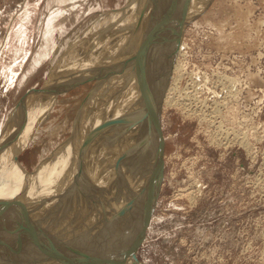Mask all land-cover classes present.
<instances>
[{"label": "rangeland", "instance_id": "obj_1", "mask_svg": "<svg viewBox=\"0 0 264 264\" xmlns=\"http://www.w3.org/2000/svg\"><path fill=\"white\" fill-rule=\"evenodd\" d=\"M128 1L0 0V131L29 91L36 92L43 88L45 83L52 79L47 77L48 74L57 73L55 77L59 78L62 68L61 64L59 65L60 59L63 55V62L69 58L68 52L65 53L67 46L74 43L79 35L89 31L92 20L107 10L124 8ZM136 3L137 0H133V5ZM173 23L168 22L170 26L166 24V29L162 30L166 37L170 35L168 28L174 26ZM181 40L183 43L177 60L183 66V73L177 80L179 91L176 93L168 89L178 73L177 70L173 72L170 67L175 56L171 58L172 53L167 54L171 63L166 72H170H167L168 80L165 78L167 85L162 89L160 111L166 142L163 179L152 219L144 239L138 246V261L146 264H264V0H212L198 16L186 23ZM162 41L164 45L167 42L165 38ZM99 81L98 76H92L58 90L53 111L38 126L33 141L19 154L18 163L28 173H33V168L41 156L56 152L57 160H61V154L64 152L60 153L59 150L66 147L70 136L77 138L75 129L79 130L83 114L91 113L90 105L94 101L89 102L90 91ZM168 91L174 96L181 94L179 97L183 103L188 100L187 103L191 105L186 107H192L191 111H187L183 105L181 107L166 104L164 95ZM112 92L113 89L111 95ZM185 93L192 94L189 96L190 100ZM110 94L109 97L112 98ZM80 100L84 101L81 103ZM81 104L85 106L82 107ZM30 106H36L32 109L35 111L33 114L32 111L26 110ZM39 106L40 103L29 99L20 114L16 115L17 124H24L27 113L31 117H28V120L40 114ZM79 106L81 108H78ZM40 116L41 114L39 118ZM106 122L108 123L107 120ZM128 123L132 122L128 120ZM89 135L85 136L87 139L84 138L83 142L91 138V134ZM107 136L105 135L103 142L112 141V137ZM99 141L100 139L96 141V146L102 147L104 144L102 140ZM70 144V155L77 152L76 158L79 156L84 160L81 155L84 152L81 150L85 145L82 141L78 139ZM88 147L83 148L85 154H90ZM80 175L83 178V173ZM82 181L78 183L81 187ZM114 182L110 183L111 190H114ZM6 195V192L2 193L0 202L9 201ZM91 196L94 195L91 193L88 198L83 194L78 204H74V208L78 206L82 210H64V213H61L63 220L58 221L59 224L51 225L50 221L46 223V220H38L37 223L34 218L30 220L28 209L22 216L26 218L15 223V227L8 229L5 225H2V228L0 226V246L3 242L1 247L4 249L0 247V253L4 251L0 254V264H13L14 261V264H44L55 259L64 264H127L128 245L119 247L120 250L117 247L118 251L111 248V245L109 248L108 243L98 241V235L96 231H92V226L88 228V231H91L87 235L83 234L82 230L80 232L79 229L88 220L87 217H92L90 214L95 213L97 216L102 210L105 217L109 210V207H105L106 197L97 195L100 200L104 198L105 201L98 204L102 207L94 208L99 199L92 202L94 197ZM83 209H86V215L81 214V218L78 216V210ZM87 213H90L89 216ZM68 214L73 216L70 218ZM77 216L81 218L82 223L77 221ZM113 216L116 217V213L113 212ZM62 221L65 224L68 221L72 223L71 229ZM20 222L23 224H19ZM47 224L53 229L58 225L60 229L57 226L54 229L56 232L53 233V229H49ZM32 227L36 228L37 231L33 229L36 233L32 231ZM134 227L139 228L140 224L137 223ZM62 228L68 233L63 232ZM6 229L13 230L14 233L11 234V231L8 237ZM51 230L53 232H50ZM46 231L47 235H44ZM75 231L82 233V236L74 233ZM33 235L36 237H32ZM63 236L66 240L70 239L69 243ZM112 240H115V237ZM53 241L57 242L56 247L59 243L57 248L51 245L54 244ZM4 242L8 244L5 245ZM78 242L86 244L79 245ZM17 243L21 247L17 246ZM68 244L72 247H68ZM33 246L37 253L34 249L30 250ZM9 249L14 253L12 256ZM89 249H93L91 253ZM113 249L115 250L112 251ZM23 250H27L28 254L22 252ZM86 250H89V255ZM18 251L22 252L19 256ZM109 251L114 256L109 254ZM34 252L39 256L36 255V259ZM68 252L70 255H66ZM26 254L30 256L24 257ZM69 257H78V260L72 261ZM32 258L34 259L30 260Z\"/></svg>", "mask_w": 264, "mask_h": 264}, {"label": "bare ground", "instance_id": "obj_2", "mask_svg": "<svg viewBox=\"0 0 264 264\" xmlns=\"http://www.w3.org/2000/svg\"><path fill=\"white\" fill-rule=\"evenodd\" d=\"M144 1L146 2L144 3ZM148 1L149 0H137V3L133 5V0H129L128 4L124 8L107 10L101 13L97 18L93 19L90 24L91 26H89L90 28L89 31L79 35V38L75 39L74 43H71L70 45L67 46L65 53L68 52L67 55H69V58H66V60L63 62L64 55L61 57L59 65L61 64L62 68H61L60 74L58 73L60 75L59 78L57 79L55 77V74L57 73L48 74L47 77L49 79L50 77H52V79L50 81H47L44 87L37 90L36 92L35 90H33L32 92L29 91L26 94L25 98L23 100L21 99L22 102L19 103L20 105L18 104L19 106H16L17 109L9 117V121L7 122L6 126L2 128V130L0 131V198L2 196V193H5V192L7 193L6 196L9 198V201H8L9 204L6 206L5 209H1V207L5 203L0 202V209H1L0 226L1 228H2V225H5L8 229H10L12 226H14L15 223H17L20 220H23V218H26V217L22 218V216L23 214H25V212L28 209H29V215L31 219L28 216L27 217L30 220L35 219L37 220V223H38V220L40 222L41 220L42 222L46 220V223L50 221L51 225L52 223L59 224L58 221L61 222V219L63 220L62 217L64 216L61 217V213L62 212L64 213V210L71 211L74 208L73 207L74 204L75 205L78 204V201H80L79 198L83 196V194L87 195L89 198V196L92 193L94 195L93 196L94 198L91 196L94 199L93 201L91 200L92 202H96V200L99 199L97 195H99L100 197L101 196L106 197L105 207L106 208L109 207L108 208L109 210L107 209L108 211L104 217V213H102L103 211L100 209L102 206L98 205L102 203L101 201H103L104 198L102 200L99 199L97 201L98 203H95L93 207L98 208V206H101L99 208L101 210V212L99 213L100 215L97 213V216H96L95 213L93 214L89 213L90 215H92L91 217L87 213L88 214L87 216H89L87 217L88 220L86 219L87 221H85L84 218L82 219L83 222L85 221V223L79 229L80 232L82 230V233L87 235V233L91 231L90 229H89L90 231H88V228L92 226L91 227L92 231H96L98 235V241L108 243L109 248L111 245V248H116L117 251L119 247H123V245L125 244L129 246L132 239L135 238L136 236L138 237L137 233L139 232L140 227L135 228L134 226L137 223H139L141 226L144 209L146 208L148 192L151 187V176H152V171H153L154 162H155V155H156L154 150L152 149L150 150L152 142L150 139V131L148 132L149 123L146 122L147 120H145L146 118H144L145 100L142 94L143 93L142 83L145 79L144 77H146L148 86H150L151 89L155 88V91L158 94L160 93L162 89H164L165 85H167L166 79L168 80V78H166L167 72H170V71L166 72V70L170 69L169 63H171L170 60L167 58L168 57L167 54L171 52L172 53L171 58L175 56V59L173 60V63L170 67L173 68V69L171 68L173 72L177 70L178 73H177V76L175 74V77H174L175 80H173V82L171 83V86L169 85L170 87L169 88L167 87V88L169 89L170 92L174 91L173 93H176L177 91H179L177 89L179 88L178 87L179 83L177 80L180 78V75L183 73L182 72L183 66L179 63L180 61L177 60V56L179 52L181 51V44L183 43L181 39H182L184 27L189 20H192L193 18L198 16L212 0H189L182 29L180 30L179 33L177 32L178 34H176L175 31L172 32L170 30L171 33L170 35H168V37H166L167 42L165 41L166 42L165 45L163 44L161 46H154V45L151 46V48L147 51V54H146V60H147L146 70H144L142 67L139 66V62L141 61L138 60V57L140 55V50L138 49L139 51L136 53V56L134 58L135 60L134 65H136V69H137V77H135L136 79H138L137 80L138 83H137L136 80L131 79L129 74L128 75L122 74L121 71L124 69H127L126 66L129 65L127 64L128 61L132 63L131 53H132V50H134L133 48L137 49L141 46V40L143 38V34L149 24V21L151 20L150 18L152 17L151 15L153 12L151 7L149 6L145 7V4ZM177 20H178V17L174 18V21L172 20L174 22L173 24L175 25V27H176ZM138 34L139 36H138V39L136 40V36ZM177 38L179 40H177ZM176 41L178 43H176ZM148 61L150 62L149 63L150 65L148 64ZM104 73L105 75L107 73L108 76H105ZM159 73H161V76H160L161 78L158 79L159 77L158 76L157 79H155V74L159 75ZM92 76H98V78H100V81L97 82V86H95L96 84L94 85L95 87L93 89L94 91L90 89L93 92L90 91L91 94L89 93L90 94L89 102L94 101V103L92 102L93 104L91 103L90 105L92 107V110L90 109L91 113L88 112L89 114H83L84 116L81 118L82 121L81 123L79 122V125H80L79 130L77 131V129H75L77 133L76 135L77 138L72 137V136H70L69 138V141L71 142L76 141L78 139L81 140L82 144L85 145L83 146V148L85 149H87L86 147H88L89 145H92L88 147V149L90 148L89 150L90 154H85L86 152L83 151L85 150L83 148L81 150L82 152H84L81 155L84 156L83 158L85 162L84 160H81L79 156L76 158L77 152H74L73 155H70V153L72 152V149H71V144H70L71 142L68 141V144L66 145V147L64 149L59 150L60 153L64 152L63 154H61V160H57L58 157L57 155H55L56 152H53L46 156H41L40 160L37 162V164L33 168L34 169L33 173H28L27 170L18 163L19 154L28 144H30L33 141L36 135V132L38 131V126L45 118L48 117L50 112L53 111L52 109L54 107V103L56 102L55 96L56 94L59 93L58 90L62 87L67 88L68 86L74 83L83 81L84 79H87L89 77L91 78ZM112 89H113V92L111 95L110 92ZM169 91L165 93V95L163 94L164 102L166 104L177 105V106L180 105L181 107L183 105L185 106L187 111L188 110L191 111L190 109L192 107L190 109L186 107V105L189 107L191 105L190 103H187L188 100L183 103V101L180 100L181 97H179L181 96V94L179 96H174V95H170ZM109 94L112 96V98L109 97ZM185 94L188 96L187 99L190 100L189 96H191L192 94L191 95L188 93H185ZM29 99L30 101L34 100L35 102H38L41 104V106H39L41 116L39 118L40 114H37L33 116L32 119L28 120L31 117L28 115L27 112L28 111L31 112L32 109L36 108V106H34V108L30 106L29 108L26 109L27 118L26 120L24 119V124H21L20 126L17 124L16 115L20 114L19 112L23 110L22 109L23 106L26 104V102ZM194 99L196 98L194 97ZM83 101H81V103ZM81 106H79L78 108H81ZM84 106L85 105H83L82 107ZM185 108L183 110H185ZM34 112L32 111V114ZM80 113L82 114V112ZM37 116L38 118L35 119V117ZM75 116L78 117L77 115ZM119 118H120V121L113 122L114 120L119 119ZM106 120L108 121L109 124H112V125L109 126ZM128 120L131 121L132 123L127 124ZM74 123L76 125V122ZM76 126H78V124ZM122 128H123V131L121 132ZM86 134H88V136H90L89 134H91L92 139L90 138L91 140L89 139L83 142L84 138L88 137ZM105 135L112 137L111 138L112 141H109V140L107 141L109 144L106 141H105L106 143L103 142L104 141L103 139L106 138ZM98 138L100 139V141L102 140V143L104 144L102 147H100L101 146L100 144H99L100 146H96L98 145L96 144L97 143L96 141L99 140ZM145 146H149L148 147L149 149L145 148ZM67 153L69 154L67 155ZM88 158H90L89 161H88ZM76 159H79V161H77ZM81 173H83V178H81V175H80ZM81 180H83L82 187L78 185V183H80ZM111 182L115 183L114 190L110 189ZM35 204H38V205H35ZM76 208H78V206H76ZM84 210L86 211V209H83V211L78 210V212L80 213V215L78 214V216H81V214L83 216L84 214L86 215ZM88 210L90 209L88 208ZM75 211H77V209ZM113 212L116 213V217L113 216L114 218L112 217ZM72 216L73 214H71V217ZM74 216H75V213H74ZM79 218L80 217L77 218V221L79 220L81 222L82 216L80 219ZM47 219L49 220L47 221ZM66 219L70 220L67 217ZM68 222H66L67 224H65L64 222V224L70 226L69 228L71 229L72 223L69 222L70 223L69 225ZM93 222L99 225H96ZM21 223L22 222H20L19 224ZM64 224L62 223L63 226H65ZM93 224H94V227H93ZM26 225H29V224H26ZM47 225L49 226V229L50 228L53 229L52 227H50L49 224ZM47 225H45V227H48ZM57 226L56 225L55 227L53 226L54 229ZM75 226H77V224H75ZM34 227H32V231ZM40 227L41 226H39V228ZM59 227L60 226H58L57 228ZM8 229H6L5 233L9 237L10 235L9 233L12 231L11 234H13L14 232L13 230L9 231ZM43 229H44V225H43ZM62 229H64L63 232L66 233L65 228H62ZM34 230H36V228ZM53 231L51 230L50 232H53ZM33 232L36 233L35 231ZM55 232L56 231H54L53 233ZM76 232L77 231H75L74 233ZM39 233H37V235ZM82 233H76V234H79V235L81 234L82 236ZM0 234H2L1 231H0ZM66 234L65 236H67ZM44 235H47V231H46V234ZM145 235L144 236L141 235L140 237L143 239ZM65 236L63 237L65 238ZM70 236H71V232L69 234V238ZM32 237H34V235ZM113 237H115V240H112ZM10 238L12 239L11 236ZM75 238L73 239L75 240ZM57 239H59L58 236H57ZM65 240L62 241L60 239V241L62 242H65ZM69 240H66V241H68L69 243ZM76 240L81 241V239L79 238H77ZM83 240H85V238H83ZM83 240L82 242H84ZM18 241L20 244V240ZM71 242H75V241H71ZM82 242L81 244H79V242L77 244L79 245L86 244ZM2 243L3 242H1V246H2ZM50 243H52V241ZM56 243L57 242H54V244H51V245L57 248L59 246V243L57 247L55 245ZM90 243H92V241ZM70 244H68V247L71 248L72 246H69ZM72 244H75V243H72ZM10 246L12 247V245ZM17 246H19L18 243H17ZM39 246H41V244ZM11 247H8V248L12 249ZM73 247L75 246L73 245ZM76 247L79 248L80 246L77 245ZM126 248L127 246H125V249ZM10 249L8 250L9 252H11ZM17 249H20V248H17ZM33 249L36 251L34 246L30 250H33ZM27 250L26 251L23 250L22 252L24 251L27 252ZM69 250L71 251L73 249H69ZM89 250L91 253L93 249L92 250L89 249ZM114 250L115 249H113L112 251ZM88 251L86 250L87 253ZM14 252L16 254V251ZM39 252L40 251H38V253ZM103 252L101 253L103 254ZM21 253H19L18 251L17 255L19 256V254ZM60 253H62V251ZM81 253L83 252L81 251ZM106 253H107V256H109L108 252ZM13 254L14 253L11 252L10 255L12 256ZM27 254L24 255V257L30 256L31 253L29 255ZM40 254L41 253H39V256H41ZM67 254H69V252L66 253V255ZM109 254H111L110 251H109ZM114 254H116V252ZM123 254H121V256ZM34 255L35 257L34 256L32 257L36 259L37 254H35V252H34ZM86 255H83V256H86ZM111 255L114 256L113 254ZM1 257H3V255H1ZM65 257L68 258V256H65ZM34 258L30 260H33ZM87 258L88 257H86V259ZM46 259L48 260V258ZM70 259L74 261L73 259L75 258L73 259L70 258ZM91 259L93 260L95 258H91ZM82 260L84 261V259ZM127 260H128L126 261L127 264H132V263L133 264H146L145 262H142V261H138V262L135 261L131 256H129ZM15 262L16 261H14L13 264ZM34 262L35 260L32 263ZM53 262L54 263L57 262L58 264H64V262H61V260L59 262V260H56V259L55 261L50 260L49 262H46V263L44 262V264H51Z\"/></svg>", "mask_w": 264, "mask_h": 264}, {"label": "water", "instance_id": "obj_3", "mask_svg": "<svg viewBox=\"0 0 264 264\" xmlns=\"http://www.w3.org/2000/svg\"><path fill=\"white\" fill-rule=\"evenodd\" d=\"M189 0H149L145 7L149 6L152 9V17L149 21V24L143 34V38L141 40V46L139 48L140 55L138 57L139 66L146 70L147 67V60L146 54L147 51L151 48L152 45L156 44H163L162 39H166V35L162 33V30L166 29L165 25L170 22L174 21V18L178 17L176 21V27L171 26L168 28L172 32L175 31L176 34L180 32L183 27L187 5ZM178 32V33H177ZM177 40H179L177 38ZM176 43H178L176 41ZM160 46V45H156ZM156 72V71H155ZM159 76V77H158ZM161 73L159 75L155 74V79L161 78ZM144 81L142 83V91H143V98L145 100V111H144V118L148 122L149 130L150 131V139L152 145L150 150H154L155 155V162L151 176V187L148 192V197L146 201V208L144 209V214L141 221V226L139 232L137 233L138 237L132 239L128 246V256H131L135 261L138 262L137 250L138 246L141 243L142 239L140 236L146 234V230L150 224L152 219V215L155 208L156 199L160 190V186L163 179V171H164V153H165V136L162 127V120H161V94L162 90L158 94L155 91V88L151 89L150 86L147 84V79L144 77ZM35 89V88H32ZM22 102V101H21ZM143 118V119H144ZM120 121L119 119L114 120L113 122ZM149 146H145L148 148ZM145 149V150H147ZM147 152V151H146ZM149 153V152H148ZM8 202L5 203L1 209H5ZM0 209V211H1Z\"/></svg>", "mask_w": 264, "mask_h": 264}, {"label": "flooded vegetation", "instance_id": "obj_4", "mask_svg": "<svg viewBox=\"0 0 264 264\" xmlns=\"http://www.w3.org/2000/svg\"><path fill=\"white\" fill-rule=\"evenodd\" d=\"M138 36H139V34L136 36V40L138 39ZM140 48V47H139ZM139 48H133L134 50H132V53H131V55H132V57H131V59H132V63H130L129 61H128V63L127 64H129L128 66H126V68L127 69H124V70H122L121 71V73L122 74H126V75H130V77H131V79H134V80H138V79H136L135 77H137V69H136V65H134L135 64V60H134V58H135V56H136V53L139 51L138 49ZM150 61V60H149ZM148 61V64L150 63ZM126 63V62H125ZM150 65V64H149ZM137 83H138V81H137Z\"/></svg>", "mask_w": 264, "mask_h": 264}]
</instances>
